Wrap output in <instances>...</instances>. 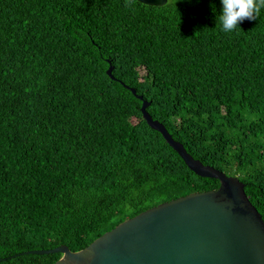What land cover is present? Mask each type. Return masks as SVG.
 Wrapping results in <instances>:
<instances>
[{"label":"trees","instance_id":"obj_1","mask_svg":"<svg viewBox=\"0 0 264 264\" xmlns=\"http://www.w3.org/2000/svg\"><path fill=\"white\" fill-rule=\"evenodd\" d=\"M221 12V0H0V264H53L61 253L26 252L80 251L220 187L148 125L144 101L194 159L238 177L264 220V9L231 33Z\"/></svg>","mask_w":264,"mask_h":264},{"label":"water","instance_id":"obj_2","mask_svg":"<svg viewBox=\"0 0 264 264\" xmlns=\"http://www.w3.org/2000/svg\"><path fill=\"white\" fill-rule=\"evenodd\" d=\"M163 7L168 0H137ZM112 68L108 70L111 74ZM135 94V89L128 86ZM137 97L143 100L141 95ZM141 111L190 170L220 181L217 190L195 192L152 207L125 220L72 252L61 245L26 254L61 253L53 264H264V220L249 200L238 177L228 176L194 159L167 129Z\"/></svg>","mask_w":264,"mask_h":264},{"label":"clouds","instance_id":"obj_3","mask_svg":"<svg viewBox=\"0 0 264 264\" xmlns=\"http://www.w3.org/2000/svg\"><path fill=\"white\" fill-rule=\"evenodd\" d=\"M137 0H125L131 7ZM222 12L217 17V26L225 33H231L240 28L244 20H256L264 9V0H221ZM215 12V5L212 8Z\"/></svg>","mask_w":264,"mask_h":264}]
</instances>
